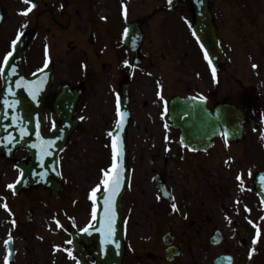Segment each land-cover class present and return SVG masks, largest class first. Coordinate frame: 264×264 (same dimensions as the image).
<instances>
[{"label":"rangeland","instance_id":"1","mask_svg":"<svg viewBox=\"0 0 264 264\" xmlns=\"http://www.w3.org/2000/svg\"><path fill=\"white\" fill-rule=\"evenodd\" d=\"M37 1L42 5L48 2L50 10L42 8L46 10L42 16V28L33 36L27 51L28 58L42 53L44 62L53 63L56 73L54 80L57 82L70 81L73 77L72 70H75L77 76L81 73L93 74L94 82L89 85L93 99L89 100V95L87 96L83 125L70 138L60 156L62 189L56 199L51 197L48 190L40 188L13 195L12 188L8 186L14 184L19 173L13 165L0 162V264H76L72 254H68L67 229L73 227L81 230L92 223V191L97 185L100 188L96 194L103 189L101 180L112 164L108 135L112 130V118L109 114L113 111V106L107 89L112 77V84L116 85L124 74L119 75L122 71H117L116 68H126L122 45L125 22L141 20L138 21L147 38L142 47V57L145 58L154 47L158 51L156 55L148 57L151 63H157L166 56L163 62L158 63L166 65L169 44L164 47L165 43L160 42L163 16L157 15L154 23L153 15L149 14L157 7L158 0H140L138 3L129 0L131 7L126 19L122 5L127 8V4L121 3L122 0ZM216 1V19L222 35L221 48L231 65L229 72L217 80L216 87L219 91L243 90L264 102V0ZM162 2L164 0L160 1L161 4ZM1 3L5 4L6 7L3 6L7 8L8 17L0 34H7L8 38H3L8 41L12 35L24 29L27 18L21 12L19 15L13 13L17 3L14 5L12 0H1ZM163 11L168 19V24L163 29L166 30L168 39L172 13ZM233 12L241 16L236 17L237 24L234 23ZM98 13L103 17L98 16ZM147 14L149 15L145 16ZM158 33L159 36L156 37ZM154 37L156 40L153 47ZM90 39L93 40L92 44ZM163 47L167 49L165 52ZM121 55L124 56L123 59H120ZM120 60H123L122 63ZM37 62L40 63V59ZM72 63L78 65L72 69ZM102 63L107 65L100 67ZM254 64L257 67L253 68ZM201 71L206 84L210 74L206 65L202 66ZM135 75L146 77L148 74L140 70ZM140 100L141 97L138 96L135 103L137 113L142 105ZM258 100L256 103L259 104ZM262 117L264 118V113ZM161 130L164 128H160L159 124L143 123L142 113L138 114L128 130L132 178L121 204L126 213L129 250L146 243L152 236L153 229L161 223L151 194V172L164 157L162 150L165 149L166 141ZM16 158L26 159L27 154L20 152ZM4 204H7V210L3 207ZM28 210L33 213L32 224L25 221ZM155 218L158 221L152 222ZM8 239H12L14 250L12 263L6 261Z\"/></svg>","mask_w":264,"mask_h":264},{"label":"flooded vegetation","instance_id":"2","mask_svg":"<svg viewBox=\"0 0 264 264\" xmlns=\"http://www.w3.org/2000/svg\"><path fill=\"white\" fill-rule=\"evenodd\" d=\"M212 4L214 8L218 6L215 1ZM35 7L36 10L30 13L39 18L44 14L43 9L39 3ZM161 10L172 13L166 65L148 60L158 52L154 43V49L143 58V44L138 52L140 68L150 74L136 76L131 69L118 79L116 89L111 87L109 91L112 96L115 94L116 101L122 90L127 89L131 123L142 113L143 123L165 126L170 134L165 156L157 167L159 169L153 170V177L160 175L167 185L166 201H160L155 186L152 188V196L160 204L158 217L161 223L153 229L149 250H141L138 257L132 255L128 264H213L223 257H229L231 264H264V205L257 198L253 185L255 176L264 171L261 113L253 109L252 99L240 92L217 89L220 74L213 76L204 53L186 28L192 21L187 2L180 9L172 1L168 8L164 6ZM166 24L168 21L163 19V29ZM164 59L165 56L162 61ZM37 60H25L27 75L40 68ZM205 65L210 73L206 84L201 71ZM90 81L88 78L75 81L84 90L76 109L78 115L85 105ZM138 96L142 105L137 113L135 99ZM179 99L189 102L185 104L191 112L202 108L213 114L221 105L236 107L243 113V136L233 141L220 136L211 140L207 148H189L186 144L205 141H182L179 132L172 127L171 120L176 117H179L176 120L181 119L182 108L177 115L173 112V104ZM50 102L51 97L48 105ZM47 112L51 123L52 115ZM253 134L259 137L249 136ZM173 203L179 211H173ZM164 236L180 250V257L173 263L166 261L165 247L161 244Z\"/></svg>","mask_w":264,"mask_h":264},{"label":"water","instance_id":"3","mask_svg":"<svg viewBox=\"0 0 264 264\" xmlns=\"http://www.w3.org/2000/svg\"><path fill=\"white\" fill-rule=\"evenodd\" d=\"M191 1L195 12V25L193 27V32L205 48L212 66L216 70H223L226 67V64L218 50L216 30L212 27L210 14L208 12V0ZM137 34H139V32L136 29V26L131 25L125 41L126 46L131 48V50H135V46L132 47L130 41L138 39L139 37ZM134 43L137 44V42ZM25 44L26 38L22 39L15 45L14 54L11 57L12 61L9 64L15 63V61L21 63L22 49ZM132 60L133 58L131 61ZM44 75L45 78H41V80L44 82L45 91L39 96V98L35 99V101L32 99L31 94L24 93V91L11 93L9 90H4L0 96V157L4 160H13L14 154L18 149H26L30 152L31 158L27 163L16 162V165L23 171L25 178L28 179V186L36 185L35 182L40 181V183L44 184V187H46L49 186L47 181L50 172H53L58 176V153L63 149L68 137L77 126L72 120L76 99L65 89L56 97L54 107L56 117L61 121V127L53 128L51 135L49 136L43 134V99L47 95L50 86L51 73L47 70V73L45 71ZM198 114L199 124H205L207 128H201L199 131H201V136H207V138H212L216 132L217 126L215 127L214 123L217 122L223 130L229 132L232 125L239 122V119L234 120L233 118V115L236 116L237 113L234 114V111L227 107L219 108L215 112V118H212L206 113L203 114L201 111ZM125 126L126 121H119L117 129L113 133V139L117 141V152L120 157L118 167L121 172V186L116 194H108L111 196V200L107 204L105 202L107 197H100V205L98 204L96 211L95 218L97 226L99 225L103 231L97 236L95 232V229L97 228L96 226L90 228L88 233H83L84 235L78 237L74 236V253L81 264H85V256L87 254H90L95 259L96 264H120L118 254L121 253L119 245L121 244L122 238L117 212H119V199L127 184L128 178V173L125 168L127 151L124 142ZM181 130L182 132L187 131V134L190 133L183 127ZM190 136L193 135L190 134ZM38 166L44 167L45 172L42 173V168ZM31 171L36 172L32 179ZM260 179H257L258 183L256 184V187L258 194L262 201H264V174L261 175ZM51 184L50 188L55 190V192L60 189L59 186H57L58 188H55L53 181H51ZM21 188L22 186L20 185L16 192ZM108 207H115L116 211L104 212ZM109 214H113L114 216H110ZM109 219L112 220L111 225H109ZM115 219L117 220L115 221ZM116 227L118 229L117 235L115 237L109 235V232L113 231ZM95 236L99 237L100 243L99 245L90 246L91 251L88 253L85 251V247L81 246L80 241H85L87 248V246L90 245V241ZM8 249L11 258L13 254L10 244H8Z\"/></svg>","mask_w":264,"mask_h":264},{"label":"snow or ice","instance_id":"4","mask_svg":"<svg viewBox=\"0 0 264 264\" xmlns=\"http://www.w3.org/2000/svg\"><path fill=\"white\" fill-rule=\"evenodd\" d=\"M169 4H172V0H168ZM24 3L29 4L30 6L23 12H21V15L27 16L29 12L32 11V9L36 6L34 3L31 2V0H24ZM123 15L125 16V18L127 17V8L126 6H123ZM127 32V30H125V33ZM23 35V33H19L16 37V40H14L12 42L13 46H15L17 44V42L20 40L21 36ZM11 56V53H8L5 57H4V63L7 64L8 63V59ZM47 64V61H46ZM257 67L255 64L253 65V68ZM3 69L0 68V72H2ZM213 76L215 77V69L213 68ZM203 99V98H201ZM119 114V112H118ZM119 127V126H118ZM109 135H113L112 133H109ZM119 154L117 152V141L115 139H113L112 141V166L109 170L104 172V176L101 180V184L103 185V192H102V196L107 197L106 199V203L110 202L111 200V196H109V193H112L113 195L116 194V192L118 191V189L121 186V172L119 170L118 167V163H119ZM109 172L112 173V175H109ZM237 179H240V177H237ZM19 182V181H18ZM9 188H13L14 185H9ZM100 185H97V188L93 189L92 191V196L93 198H96L95 194L96 192L99 190ZM3 207L7 210V204H4ZM172 209L174 212L179 211V209L177 208V205L175 203H173L171 205ZM93 215L95 216V209L93 212ZM14 223V222H13ZM112 220L109 219V225H111ZM85 231H87V229H85ZM259 234V233H258ZM109 235H111V233L109 232ZM253 243H255V240L253 241ZM69 256H71V252L68 253Z\"/></svg>","mask_w":264,"mask_h":264},{"label":"bare ground","instance_id":"5","mask_svg":"<svg viewBox=\"0 0 264 264\" xmlns=\"http://www.w3.org/2000/svg\"><path fill=\"white\" fill-rule=\"evenodd\" d=\"M53 259V258H52Z\"/></svg>","mask_w":264,"mask_h":264}]
</instances>
